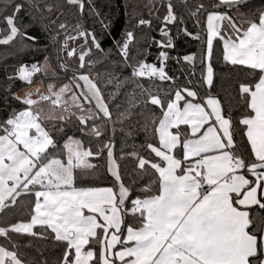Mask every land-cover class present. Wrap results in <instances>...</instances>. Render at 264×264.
Masks as SVG:
<instances>
[{"label":"snow or ice","instance_id":"obj_1","mask_svg":"<svg viewBox=\"0 0 264 264\" xmlns=\"http://www.w3.org/2000/svg\"><path fill=\"white\" fill-rule=\"evenodd\" d=\"M0 50V264H264V0H0Z\"/></svg>","mask_w":264,"mask_h":264},{"label":"trees","instance_id":"obj_2","mask_svg":"<svg viewBox=\"0 0 264 264\" xmlns=\"http://www.w3.org/2000/svg\"><path fill=\"white\" fill-rule=\"evenodd\" d=\"M254 2L256 3V4H259V2H260V0H254ZM120 3H121V5L123 4V0H120ZM90 23V22H89ZM97 27V29H99V25H97L96 26ZM121 27H123V25L121 24ZM106 47H107V44L105 45ZM197 48H198V44L196 43V42H194V41H191V42H189V43H181V47H180V51L181 52H188V51H196L197 50ZM3 55H4V53H3V51L2 50H0V75H2L3 73H2V69H3V66H4V61H3V59H2V57H3ZM14 63V60L12 59V58H9V60H8V67H9V70H11V66H12V64ZM139 141H137V143H138ZM129 167H130V165H129ZM102 180H103V177L101 178ZM103 186V185H102Z\"/></svg>","mask_w":264,"mask_h":264}]
</instances>
